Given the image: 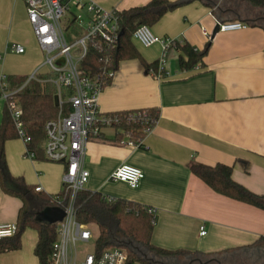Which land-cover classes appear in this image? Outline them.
Returning a JSON list of instances; mask_svg holds the SVG:
<instances>
[{"label":"crops","instance_id":"1","mask_svg":"<svg viewBox=\"0 0 264 264\" xmlns=\"http://www.w3.org/2000/svg\"><path fill=\"white\" fill-rule=\"evenodd\" d=\"M90 1L119 11L149 0ZM229 20L248 27L217 30L211 37L217 21ZM150 29L160 38L197 49L210 44L191 70L179 68L180 51L171 47L167 74L159 78L138 59L118 63L99 93L101 112L157 107L158 119L142 138V147L127 145L125 137L116 142L112 128H104L99 138L89 137L84 189L151 207V242L157 247L190 251V257L215 258L220 264H264L261 246L254 245L264 234V210L214 192L189 170L192 162L230 165L233 180L264 195V8L246 0H191L165 13ZM16 44L22 53L14 51ZM134 45L148 63L161 55L160 43ZM41 54L24 2L0 0V121L3 94L14 91L20 77L34 73L42 64ZM25 148L20 138L5 141L10 173L45 193H58L63 165L44 156L28 158ZM122 165L143 173L136 187L110 178ZM20 207L19 198L0 188V224L15 223ZM36 239L33 230H24L20 248L1 252L0 264H39L33 253Z\"/></svg>","mask_w":264,"mask_h":264},{"label":"trees","instance_id":"2","mask_svg":"<svg viewBox=\"0 0 264 264\" xmlns=\"http://www.w3.org/2000/svg\"><path fill=\"white\" fill-rule=\"evenodd\" d=\"M246 1L264 8V0ZM183 3V0H149L142 5L116 11L118 26L122 31L118 47L110 50L102 41H93L89 44L86 55L80 61L79 70L87 76L98 75L102 88L110 83L112 74L117 70L118 63L122 60L138 59L146 70H155L157 59L148 63L142 58L134 45L132 33L140 25L151 27L165 13L174 10ZM209 44L208 41L202 49H197L184 41L183 43L175 42V49L180 51L179 68L182 70L194 68L202 61ZM41 76V78H47L52 77L53 74L46 73ZM26 78L20 77L12 89L21 87ZM62 89L65 98L71 88L62 87ZM54 93L55 86L51 82L30 79L16 90L13 96L21 110L24 132L30 137L27 148L34 152L37 159L43 157L44 124L57 112L53 102ZM107 115L116 118V121L110 126L114 130L113 139L116 142L125 137L138 143L156 123L159 109L157 107L125 109L109 112ZM101 136L102 134L99 137ZM14 138H18L17 130L8 111V101L5 100L0 121V188L4 193L19 198L21 207L16 218L14 234L0 238V253L19 249L22 233L26 229H31L37 236L33 253L39 264H47L52 244L57 237L56 223L40 221L37 217L43 209L54 205V195L65 197L66 193L62 188L54 195L35 191V187L26 184L22 177L13 176L10 173L4 154V143ZM189 170L214 192L264 210V195L256 194L233 180L230 165L222 163L207 165L192 162L189 164ZM75 207L76 217L80 223L94 224L97 228L95 240L97 252L113 246L126 248L122 242L131 240L144 249L147 254H151L149 256L154 259L169 261L191 256L190 251L168 250L152 244L151 235L155 216L148 211L151 208L149 206L123 198L107 197L98 191L83 189L76 195ZM263 242L264 234L254 245H260ZM126 250V264H152L131 248L127 247Z\"/></svg>","mask_w":264,"mask_h":264},{"label":"built area","instance_id":"3","mask_svg":"<svg viewBox=\"0 0 264 264\" xmlns=\"http://www.w3.org/2000/svg\"><path fill=\"white\" fill-rule=\"evenodd\" d=\"M22 1L26 7L32 33L44 52L42 64L25 83L30 79H38L42 82H51L55 86L53 102L57 112L44 124L43 156L45 160L60 163L64 167L61 182L66 195L65 197L54 195L55 203L52 206L61 208L64 216L56 222L57 237L52 244L47 264H126V248L113 246L101 252L95 250L96 238L90 228L91 224L80 223L77 220L75 207L76 195L84 189L89 177V172L83 164L87 140L89 137H99L104 128L110 127L116 121L115 117L100 110L98 102L102 89L100 77L82 74L79 64L93 41H102L110 50L118 47L120 29L116 17L117 10L101 8L90 0ZM217 25L219 31H235L248 27L247 23L238 20L221 21ZM203 31L206 33L205 29ZM132 39L143 47L161 44L157 68L150 71L157 78L162 74L166 75V54L174 47L175 41L156 36L147 25L138 26L132 33ZM13 49L17 53L23 52V47L17 44ZM43 65L47 66L46 72L53 74L52 77L41 78L40 69ZM62 87L71 88L65 98ZM18 89L3 96L8 101V111L15 123L18 138L26 145L24 154L34 159V152L27 148L30 137L24 132L21 110L13 98ZM126 144L140 147L141 141L135 143L128 140ZM142 177L143 173L139 169L122 165L110 178L124 181L134 188ZM34 189L41 191L39 186H35ZM148 211L154 214L153 209L149 208ZM15 230V223L0 224V238L13 235ZM204 233L205 230L201 226L199 234ZM93 239L91 251L82 255L77 252V244L84 245Z\"/></svg>","mask_w":264,"mask_h":264},{"label":"water","instance_id":"4","mask_svg":"<svg viewBox=\"0 0 264 264\" xmlns=\"http://www.w3.org/2000/svg\"><path fill=\"white\" fill-rule=\"evenodd\" d=\"M189 1H191V0H183V2H189ZM218 22H221V21H217V23ZM217 23H216L215 28L212 31L211 37H213L215 32L218 30ZM121 34H122V31H120V35ZM55 100H56V98H55ZM63 216H64V212L61 208H59V207H47V208L43 209L42 212H40L37 219L40 221L48 222V223H56V222L60 221L63 218ZM122 244L126 248L127 247L131 248L136 253L141 255L143 257V259L151 262L152 264H181L178 261H173V262L169 263L168 261L154 259V257L148 256L147 252L144 249H142L138 245L134 244L131 240L123 241ZM193 260L197 261L198 264H209L211 262H214L215 264H220V261H218L215 258H211V259H208L206 261H201L200 259L195 258V259H191L190 262Z\"/></svg>","mask_w":264,"mask_h":264},{"label":"rangeland","instance_id":"5","mask_svg":"<svg viewBox=\"0 0 264 264\" xmlns=\"http://www.w3.org/2000/svg\"><path fill=\"white\" fill-rule=\"evenodd\" d=\"M43 60H44V52L42 51L40 64L43 62ZM46 69H47V66L43 65V67L40 70L43 71V70H46ZM29 76H31V75H29ZM106 129H110V127H106ZM90 228L93 230V236H94V238H96V235H97V228H96V226L94 224H91L90 225ZM93 242H94V239L91 240L90 242H88L87 244H84V245L83 244H77V246H76L77 252L79 254L81 253V255H82L83 253H87V252L91 251L92 250ZM260 246H261V250H263V252L261 254V258H263L264 257V242L262 244H260ZM147 255L149 256L151 254H147ZM78 260H80V258ZM255 263H256V261H255ZM247 264H250V262H248Z\"/></svg>","mask_w":264,"mask_h":264},{"label":"flooded vegetation","instance_id":"6","mask_svg":"<svg viewBox=\"0 0 264 264\" xmlns=\"http://www.w3.org/2000/svg\"><path fill=\"white\" fill-rule=\"evenodd\" d=\"M191 259H195V258H193V257H189V258H186L183 262H179V263H181V264H198L197 263V261H195V260H193V261H191L190 262V260ZM201 261H206L207 259H200ZM174 260L172 259V260H169L168 262L169 263H171V262H173ZM212 263V262H211ZM210 264V263H209Z\"/></svg>","mask_w":264,"mask_h":264}]
</instances>
